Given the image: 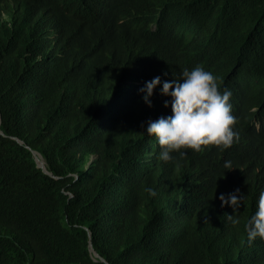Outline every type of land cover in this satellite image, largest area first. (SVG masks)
<instances>
[{"label": "trees", "instance_id": "1", "mask_svg": "<svg viewBox=\"0 0 264 264\" xmlns=\"http://www.w3.org/2000/svg\"><path fill=\"white\" fill-rule=\"evenodd\" d=\"M197 65L239 139L161 161L138 89ZM261 192L264 0H0V264H264Z\"/></svg>", "mask_w": 264, "mask_h": 264}, {"label": "clouds", "instance_id": "2", "mask_svg": "<svg viewBox=\"0 0 264 264\" xmlns=\"http://www.w3.org/2000/svg\"><path fill=\"white\" fill-rule=\"evenodd\" d=\"M158 87L159 95L166 97L163 106H170L171 114L148 120L143 132L155 139L161 161L172 160V153L183 157L187 154L186 150L201 152L208 146L223 151L239 139V133L234 130L236 117L229 102L231 90L225 87L221 91L212 72L197 65L191 70L183 69L178 79L162 81L161 76H155L146 81L138 89V95L149 108L153 92ZM223 167L233 169L230 160H225ZM146 192L150 197L156 195L151 187L146 188ZM244 198L239 188L228 194L221 193L218 197L221 207L228 205L232 209L233 214H225V217L233 224L239 222L234 213H238ZM245 231L249 244L257 238L264 240V192L256 201V209L248 218Z\"/></svg>", "mask_w": 264, "mask_h": 264}, {"label": "water", "instance_id": "3", "mask_svg": "<svg viewBox=\"0 0 264 264\" xmlns=\"http://www.w3.org/2000/svg\"><path fill=\"white\" fill-rule=\"evenodd\" d=\"M33 154H34V158H35V161H36V165H37V167H38V168H42L43 171H44L45 173H48V172L46 171V168H45V165H44V161H43V160H40V159H42V158H41V157H38L39 155L36 154V153H33ZM38 158H40V159H38ZM90 251L93 252V250H92L91 247H90ZM93 254H94V256H97L94 252H93Z\"/></svg>", "mask_w": 264, "mask_h": 264}, {"label": "rangeland", "instance_id": "4", "mask_svg": "<svg viewBox=\"0 0 264 264\" xmlns=\"http://www.w3.org/2000/svg\"><path fill=\"white\" fill-rule=\"evenodd\" d=\"M38 157H40V156H38ZM38 159H40V158H38ZM40 160H43V159H40Z\"/></svg>", "mask_w": 264, "mask_h": 264}]
</instances>
